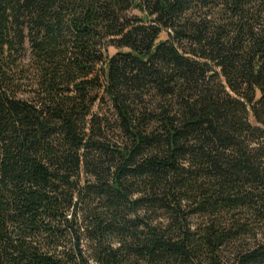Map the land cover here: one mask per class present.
Masks as SVG:
<instances>
[{
    "label": "trees",
    "instance_id": "trees-1",
    "mask_svg": "<svg viewBox=\"0 0 264 264\" xmlns=\"http://www.w3.org/2000/svg\"><path fill=\"white\" fill-rule=\"evenodd\" d=\"M0 264H264V0H0Z\"/></svg>",
    "mask_w": 264,
    "mask_h": 264
},
{
    "label": "rangeland",
    "instance_id": "rangeland-1",
    "mask_svg": "<svg viewBox=\"0 0 264 264\" xmlns=\"http://www.w3.org/2000/svg\"><path fill=\"white\" fill-rule=\"evenodd\" d=\"M166 35H162L163 38H165Z\"/></svg>",
    "mask_w": 264,
    "mask_h": 264
}]
</instances>
